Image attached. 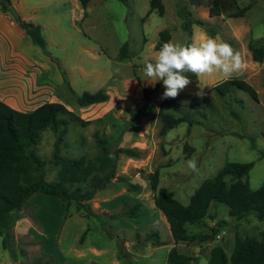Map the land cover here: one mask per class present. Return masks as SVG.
Segmentation results:
<instances>
[{"label": "rangeland", "instance_id": "obj_1", "mask_svg": "<svg viewBox=\"0 0 264 264\" xmlns=\"http://www.w3.org/2000/svg\"><path fill=\"white\" fill-rule=\"evenodd\" d=\"M19 1L25 13L31 15V21L43 23L45 31L54 37L56 30L60 33L58 36L66 37L45 46L55 55L79 60L85 68L87 74L83 79L68 72L75 92L99 85L104 92L109 90L114 99L115 92L111 90H121L116 105L109 111L100 115L88 109L89 123L83 126L68 123L59 143L60 153L93 155L96 151L93 130L107 137L111 148L133 146L140 151L139 155L118 152L115 174L138 183L139 189L112 178L111 183L84 201L94 214H84L73 203L63 212L57 197L41 192L31 194L20 210L31 222L29 232L24 223L13 226L15 212L19 210L13 212L7 246H2L0 235V264H164L167 248L173 241L161 211L153 204L147 172L156 168L157 186L170 189L183 204L200 181L213 175L227 160L252 161L247 172L248 186L254 189L260 184L264 177V54L260 61L253 60L247 42L264 45V0H237L239 5L250 2L244 14L237 17L225 16L202 3L178 0L189 11L188 16L199 18L209 26L206 31L203 26L191 23L192 43L207 34L241 52L247 67L242 75L233 77L249 83L256 97L236 87L219 96L209 87L224 78L221 73L196 75L175 98L179 104L168 101L163 106L174 115L186 112L192 119L191 124L180 121L164 135L157 133L160 125L157 109L164 91L162 82L148 93L151 108L147 114L129 124L128 112L143 102L140 87L151 88L154 84L144 75L142 57L154 48L157 31L167 27L170 33L167 42H185L176 0H161L162 14L148 10V0H88L85 13L78 12L76 1ZM210 29L215 33L209 35ZM124 42V55L119 57L118 51ZM130 80L131 84L126 82ZM200 89L205 93L202 98L195 95ZM57 93L63 104L78 112L80 105L64 81L57 85ZM194 102H198L195 107ZM52 139L49 129L40 131L36 149L42 158L49 157ZM184 144L189 148L183 149ZM192 159L197 162L196 172L187 166V161ZM56 170V165L47 163L44 178L54 179ZM134 202H138V214L127 216L122 210ZM34 203L40 224L32 213ZM220 219L224 221L217 224ZM185 227L188 238L174 242L177 251L189 255L192 264H207L212 245H221L228 254L235 236L258 237L264 228V219L252 214L235 219L228 214L224 202L211 201L203 220ZM155 235L163 243H151Z\"/></svg>", "mask_w": 264, "mask_h": 264}, {"label": "trees", "instance_id": "obj_2", "mask_svg": "<svg viewBox=\"0 0 264 264\" xmlns=\"http://www.w3.org/2000/svg\"><path fill=\"white\" fill-rule=\"evenodd\" d=\"M77 1L84 6L88 0ZM190 2L205 4L228 17L242 16L250 6V2L239 5L237 0H190ZM175 4L176 13L181 20V27L185 31L184 44L192 43L190 38L191 23L201 25L208 31L209 26H206L207 24L203 20L188 16L189 11L178 0L175 1ZM9 5H11L10 0H0L1 10L7 11ZM150 9L162 14L164 5L161 0H148V10ZM14 20L29 41L47 53L39 25L20 17L14 18ZM208 33L212 35L215 32L210 29ZM169 37L168 28H160L157 31L154 48L159 49L163 43L168 41ZM125 45L124 42L120 46L119 57L124 55ZM247 48L253 60L260 61L262 59L264 45L248 41ZM186 75L190 80L196 76L191 72ZM159 85L160 82H155L151 88L140 87L143 102L129 110V124L147 114L151 108L148 102V93ZM234 87L245 90L252 98L256 97L255 90L249 83L233 76L230 79L223 78L209 88L217 95L222 96ZM70 91L79 105H87L107 98V94L101 89L93 91L84 89L80 92H73L70 89ZM168 101L180 103L175 98L163 99L159 102L157 109L160 121L157 130L159 135H164L169 127L180 121H186L188 124L192 122L186 112L174 115L165 110L163 106ZM197 105L198 102L192 103L193 107ZM90 121L91 119L81 118L60 101H45L30 110L23 111L0 100V235L3 247L8 245L7 241L11 237L8 227L12 213L19 210L29 196L35 192L57 197L64 209L73 203L74 207L82 209L84 214H94L84 201L88 200L96 190L104 187L112 178L117 181H125L127 187L139 189L138 183L126 180L123 175L115 174L118 152L133 157L139 155L140 151L133 146H113L111 148L107 137L93 130L92 137L96 148L93 155L87 156L85 153L64 155L60 153L59 143L67 130L68 123L73 122L83 126ZM42 129H49L53 135L50 155L47 159L39 156L36 149ZM185 148H189V146L184 144L183 149ZM47 163L57 166L55 178L52 180L44 178ZM251 164L252 161H225L213 175L200 181L189 194L185 204L180 203L167 187L157 186L158 171L156 168L147 172L146 178L153 190V204L161 211L173 241L167 249L164 264H192L189 262L191 257L178 252L174 242L188 238L185 224L200 223L208 214L211 201L224 202L227 205L228 214L235 219L249 214L258 219H264V177L256 188H249L247 172ZM137 208L138 202H134L123 208L122 211L127 216L133 217L138 214ZM222 221L224 220L220 219L216 223L219 224ZM211 230L214 231L215 228L212 226ZM151 243L157 245L163 242L155 235ZM206 261L207 264H264V228L258 237L235 236L228 254L221 245H212L208 250Z\"/></svg>", "mask_w": 264, "mask_h": 264}, {"label": "crops", "instance_id": "obj_3", "mask_svg": "<svg viewBox=\"0 0 264 264\" xmlns=\"http://www.w3.org/2000/svg\"><path fill=\"white\" fill-rule=\"evenodd\" d=\"M75 1L78 2L77 0H69L70 3H75ZM10 3L14 6L18 17L25 20L30 19L29 21L32 20L31 15L25 13L23 10L19 0H10ZM75 5L78 12L80 10L85 13V5L82 6L80 3H76ZM31 22L39 25L41 34L45 40V45L56 44L60 40L66 38L63 35H61L62 37L58 36L60 35L58 30H56V37H54V35L45 31V25H43V23ZM47 48V53L43 52L37 46L35 48V44L29 41L11 14L0 9V100L15 109L26 111L45 101L61 102L57 93V85L60 81H64L65 84L67 83L69 86L68 87L66 84L68 89L75 92L68 72L77 76L78 79H83L87 74L85 68L79 63V60L70 61L65 56L53 54L52 51ZM95 79L97 78H94V80ZM126 82L131 84L132 81ZM96 89H100L99 85H94L92 89L89 90L93 91ZM112 91L115 92L116 97H114V99L111 93H109V90H106L105 93L107 94V98L105 100L87 105H80L76 114L81 118L89 119L90 117L86 116L88 109L100 115L109 111L111 107L116 105V100L121 96V90L119 91L113 88L111 92ZM64 105L72 110V107L68 104L64 103ZM111 182V180L108 181L104 187ZM24 205H26V202L22 206L25 207ZM21 209L22 208L19 209V213L17 212L16 214L15 212L17 218L13 226H16L17 222L24 223L27 226L26 230L29 232L31 222L20 214ZM35 209L36 204L34 203L32 213L35 219L38 220ZM62 209L64 212V208ZM63 212L61 215H63ZM74 255L75 257H79L78 254Z\"/></svg>", "mask_w": 264, "mask_h": 264}, {"label": "clouds", "instance_id": "obj_4", "mask_svg": "<svg viewBox=\"0 0 264 264\" xmlns=\"http://www.w3.org/2000/svg\"><path fill=\"white\" fill-rule=\"evenodd\" d=\"M144 75L155 82H162L164 91L161 99L176 98L191 80L186 73L197 76L211 75L214 71L222 74L224 79L242 75L247 62L241 52L230 44L219 41L207 34L199 41L189 44L165 42L156 50L142 57ZM203 89L195 93L204 96ZM187 166L193 172L198 171L196 160H188Z\"/></svg>", "mask_w": 264, "mask_h": 264}, {"label": "water", "instance_id": "obj_5", "mask_svg": "<svg viewBox=\"0 0 264 264\" xmlns=\"http://www.w3.org/2000/svg\"><path fill=\"white\" fill-rule=\"evenodd\" d=\"M7 11L11 14V16H12L13 18H17V17H18V15H17V13H16V11H15V9L13 8L12 5H9V6H8Z\"/></svg>", "mask_w": 264, "mask_h": 264}]
</instances>
